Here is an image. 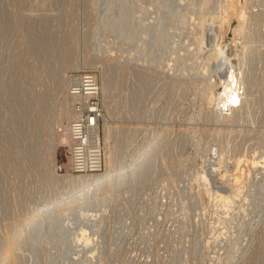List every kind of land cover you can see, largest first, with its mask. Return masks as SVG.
Returning <instances> with one entry per match:
<instances>
[{
  "label": "rangeland",
  "instance_id": "374dc122",
  "mask_svg": "<svg viewBox=\"0 0 264 264\" xmlns=\"http://www.w3.org/2000/svg\"><path fill=\"white\" fill-rule=\"evenodd\" d=\"M205 1L214 2L204 8L208 16L215 0ZM237 1L251 11L247 31L260 55L264 0ZM179 3L0 0V251H6L0 264H264V170L253 169V179H247L242 197L229 209L206 190L230 192L218 172L208 185L200 178L208 165L218 163L213 153L220 144L225 150L222 169L231 168V172L236 169V157L263 150L264 58L256 55L251 63L259 82L245 117L236 122L210 119L202 90L203 81L216 72V63L210 62L212 73H200L201 56L209 53L215 32L208 21L205 42L211 45L197 50L200 27L192 21L184 26L180 13L190 4ZM107 17L118 20L111 26ZM216 28L221 29L218 24ZM223 32L225 41L235 40L233 28L224 27ZM176 40L178 49L173 44ZM182 51L187 58L179 54ZM166 59L171 61L169 66ZM184 62L189 63L188 74L176 84L169 72ZM87 69L97 73L104 85L103 146L107 122L117 168L138 167L119 187L104 190L103 203L88 205L90 210H81L79 203L62 211L57 203L46 208L44 202L60 200L69 190L63 175L73 173L70 131L60 126L57 114L66 100L68 77ZM64 121L68 122L66 116ZM52 127L57 138L54 149ZM243 167L250 168L246 162ZM32 211L43 220H26ZM82 239L83 247L77 242Z\"/></svg>",
  "mask_w": 264,
  "mask_h": 264
},
{
  "label": "bare ground",
  "instance_id": "6f19581e",
  "mask_svg": "<svg viewBox=\"0 0 264 264\" xmlns=\"http://www.w3.org/2000/svg\"><path fill=\"white\" fill-rule=\"evenodd\" d=\"M179 1V0H178ZM263 1V0H262ZM155 2V1H154ZM195 2V3H194ZM211 3H214L212 1H210ZM210 2H207L205 0H189L187 2V0H180V5L181 6H185L186 3H189V7L188 10L181 12V17L180 20L183 22L184 26L185 24L188 25V23H190L192 21L193 24H197L198 27H200V36H199V41L198 43V49L200 52L204 51V49L207 48L206 43L205 42V29H206V24L209 21L210 26L213 29V32H215V40L214 44L209 47V53L207 52V55L205 53L202 54L201 58L203 61V65H202V69H201V74H205V76H207L210 72H211V65L210 62H215L216 63V72L212 73L211 75L209 74V77L203 81L206 82L205 86L202 90V95L203 98L205 100V103L207 104V109L205 107L207 116H209V118H213L216 120H221L222 119L224 121H239L240 119H242L243 117H245V113L247 112V109L250 110V107L252 105V101L254 99L255 96V86L258 85L259 82V77L258 74L253 71L254 67L252 68L251 63H253V61L255 60V57L257 55L256 53V47L254 46L255 43V38L252 36V34L250 33V30L247 31V28H249V21L251 19V16L248 13H251V11L247 10V6H245L246 4H238L237 0H215V4H214V8L212 11L208 12L209 14H207L208 16H206L204 8L210 4ZM129 3V2H128ZM157 3V2H156ZM245 3V2H244ZM124 4V2H123ZM153 5V4H152ZM151 5V6H152ZM147 6V5H145ZM261 7V6H260ZM142 8V7H141ZM149 8V7H147ZM153 8V7H152ZM255 8V7H254ZM117 9V7H116ZM151 9V8H150ZM149 9V10H150ZM155 9V8H154ZM212 9V8H210ZM253 9V8H252ZM148 10V9H146ZM183 10V8H182ZM185 10V9H184ZM122 11V10H121ZM153 11V10H152ZM150 12V11H149ZM160 12V11H159ZM118 14V13H117ZM157 15V14H156ZM255 15V14H254ZM130 16V15H129ZM177 17V16H176ZM108 18V17H107ZM115 17H109L108 19H110L109 24L111 26H113L116 22V20L118 19H114ZM134 18V17H133ZM156 18V17H155ZM149 19V18H148ZM165 19V18H164ZM177 19V18H176ZM111 20H113V22H111ZM163 20V19H162ZM166 20V19H165ZM174 20V19H172ZM153 21V20H152ZM175 21V20H174ZM173 23V21H171ZM251 22V21H250ZM164 25V22H162ZM166 23V22H165ZM169 23V22H168ZM175 23V22H174ZM107 24V23H106ZM167 24V23H166ZM220 25L221 29L218 30L216 26ZM191 24H189L190 26ZM157 26V24H156ZM155 26V27H156ZM196 26V25H195ZM210 26H208L210 28ZM136 27V26H135ZM193 27V26H192ZM191 27V28H192ZM197 27V26H196ZM197 27V28H198ZM224 27H231L234 30V37L235 40H226L225 41V33L223 32V28ZM104 28V27H103ZM164 29H166V26L163 27ZM190 28V27H189ZM195 27H193L194 29ZM195 28V29H197ZM216 28V29H215ZM185 29V28H184ZM192 29V30H193ZM168 30V29H167ZM225 30V29H224ZM228 30V29H227ZM261 30V29H260ZM164 31V30H163ZM186 31V30H185ZM209 31V30H208ZM211 31V30H210ZM110 32V31H109ZM108 32V35H109ZM112 32V31H111ZM167 32V31H166ZM165 32V33H166ZM207 32V31H206ZM198 33V34H199ZM111 34V33H110ZM168 34V33H166ZM189 34V33H188ZM164 36H166L165 34H163ZM191 35V34H190ZM192 35H194L192 33ZM196 35V34H195ZM194 35V36H195ZM113 36V35H112ZM197 36V35H196ZM192 37V36H189ZM140 38V36H139ZM162 38V37H161ZM169 38V37H168ZM193 38V37H192ZM195 38V37H194ZM110 39V38H108ZM167 39V37H166ZM173 39V38H172ZM186 39V37H185ZM197 39V38H196ZM195 39V40H196ZM209 39V38H208ZM234 39V38H232ZM165 40V39H164ZM187 40V39H186ZM193 40V41H195ZM207 40V39H206ZM212 40V41H213ZM156 41V40H155ZM197 41V40H196ZM162 43L164 42L163 39L161 41ZM167 42V41H166ZM165 42V43H166ZM170 42V41H169ZM178 42L179 40H176L175 42H173V44H175V48L178 46ZM187 42V41H186ZM191 42V41H190ZM225 42V43H224ZM114 43V42H113ZM183 43V42H182ZM208 43L211 45V42L208 41ZM207 43V45H208ZM164 44V43H163ZM169 44V43H167ZM195 44V43H194ZM159 45V44H158ZM181 45V44H180ZM262 45V44H261ZM108 47V46H107ZM133 47V46H132ZM171 50H173V45H171ZM110 48V47H109ZM116 48V47H115ZM191 48V46L189 47V49ZM196 48V47H195ZM194 48V50H195ZM117 49V48H116ZM119 49V46H118ZM178 49V47H177ZM181 48H179L180 50ZM188 49V47H187ZM184 50V49H183ZM174 51V50H173ZM192 51V50H191ZM179 52V51H178ZM194 52V51H192ZM198 52V51H197ZM199 52V53H200ZM164 54V53H163ZM173 54V53H172ZM182 57H186V53L180 52L179 53ZM189 54V52H188ZM192 54V53H191ZM195 54V53H194ZM194 54L192 55L193 57L191 58H195ZM263 54V55H262ZM259 56L258 58L262 59L264 58V51L263 53ZM168 55V54H167ZM178 55V54H177ZM196 55V54H195ZM198 55V53H197ZM200 55V54H199ZM191 56V55H190ZM188 55V59H190V57ZM166 57V56H165ZM178 58V57H177ZM187 58V57H186ZM197 58V57H196ZM257 58V57H256ZM157 59V58H156ZM163 60V59H162ZM167 60V59H166ZM187 60V59H186ZM196 60V59H195ZM200 61V59H198ZM198 60L196 62H198ZM263 60V59H262ZM164 61V60H163ZM162 61V62H163ZM192 61V59H191ZM157 62V61H156ZM169 62H171L170 60L166 61V66H169ZM178 62V61H177ZM181 62V61H180ZM183 62V61H182ZM190 62V61H187ZM159 63V62H158ZM193 63V61H192ZM199 63V62H198ZM201 63V61H200ZM258 63V62H257ZM174 64V63H173ZM173 64L171 66H173ZM182 64V63H181ZM189 64V63H188ZM187 64V65H188ZM194 64V63H193ZM263 64V63H262ZM89 65V64H88ZM186 63L184 62V64L179 67L178 69H173L170 70L169 73H173L172 75V80H174L177 84V82L181 83L182 81H184L182 79V77L184 76V74H188L185 71L187 69H189ZM197 65V64H195ZM257 65V64H255ZM78 66V65H76ZM75 66V67H76ZM158 66V65H157ZM163 66V65H162ZM164 66V67H166ZM201 66V65H200ZM209 66V67H208ZM197 68V67H194ZM193 69V68H192ZM257 69V68H256ZM255 69V70H256ZM163 70V69H162ZM174 70V71H173ZM177 70V71H175ZM169 71V70H168ZM179 71V72H178ZM193 71V70H192ZM196 71V69H195ZM210 71V72H209ZM213 71V70H212ZM162 73V72H161ZM165 73V72H164ZM163 73V74H164ZM193 73V72H191ZM190 73V74H191ZM198 73V72H197ZM166 74V73H165ZM189 74V75H190ZM148 75V74H147ZM192 75V74H191ZM190 75V76H191ZM194 75V74H193ZM196 75V74H195ZM194 75V78H195ZM199 75V77H201ZM104 76V75H103ZM153 76V75H152ZM168 76V75H166ZM171 76V74H170ZM189 76V77H190ZM204 76V77H205ZM213 76H215L213 78ZM63 78H61V82L60 79L58 80L61 84L63 82ZM72 78V75L68 77V85H67V90H69V86H70V80ZM184 78V77H183ZM186 78V77H185ZM184 78V79H185ZM189 79V78H188ZM205 79V78H204ZM145 80V79H144ZM166 80V79H165ZM194 80V79H193ZM196 80H199L196 79ZM168 81V80H167ZM146 82V81H145ZM202 82V83H203ZM60 83H58L60 85ZM102 84V83H101ZM143 84V83H142ZM145 85V84H144ZM159 86V85H158ZM104 87V85H103ZM169 87V85H168ZM171 87V86H170ZM218 87H221L222 89L218 90ZM158 90V89H157ZM168 90V89H167ZM173 90V89H172ZM180 91V90H179ZM110 92V91H109ZM173 92V91H172ZM160 94V93H159ZM69 91H65V96H66V100L61 108V110L58 112L57 114V118L59 119V123L60 126H62L63 128L66 127L69 129L71 128V122L73 120L74 117V112H73V108H72V104H70V99L71 96L69 95ZM11 96V95H10ZM68 97H70L68 99ZM173 97V96H172ZM256 98V97H255ZM170 99V98H169ZM179 99V98H178ZM235 100L236 102L233 104L232 101ZM176 101V100H175ZM181 102V101H180ZM239 102V103H238ZM204 103V102H203ZM249 104L248 108L246 107V104ZM173 104V103H172ZM177 105V104H176ZM175 105V106H176ZM260 105V104H259ZM165 106V105H164ZM167 106V105H166ZM262 106V105H261ZM173 107V106H172ZM176 108V107H175ZM173 109V108H172ZM255 109V107H254ZM104 110V109H103ZM170 110V109H169ZM257 110V109H256ZM255 110V112H256ZM107 111V110H106ZM245 111V112H244ZM17 112V111H16ZM259 112V111H258ZM253 113V112H252ZM103 115L106 117V112L105 110L103 111ZM184 115V114H183ZM258 115V114H257ZM67 117L68 122L65 123L64 121V117ZM251 116V115H250ZM249 116V118H250ZM253 117V116H252ZM255 117V116H254ZM222 118V119H221ZM248 118V119H249ZM257 118V117H256ZM253 119V118H252ZM255 120V119H254ZM211 121V120H210ZM245 122V121H244ZM254 122V121H253ZM252 124V123H251ZM233 125V124H232ZM25 126V125H24ZM111 126L106 122L105 125V157H106V169L104 171L101 172H93V173H84V174H78L75 173L73 170V173H65L63 176L65 178H67L69 180V190L67 192L64 193L65 196H63L60 200L59 199H55V200H47L46 202H44L43 206L48 208L50 205H53L54 203H57L58 206L60 207V211H62V208L67 207V206H73L76 203H79L80 205H78V207H81V210H90L87 206L88 205H96L98 204L100 201L102 202L101 198L103 199V191L107 190V189H111L110 187H119L121 184H123L127 178V175L131 172H134L136 170V168L138 167V164H132V167L130 168V170H124V167L120 166L119 169L117 168L115 162L116 159L114 161V153L112 150V145L110 142V139L112 138V131H111ZM224 127V126H223ZM57 128V127H56ZM58 130V129H57ZM234 130V129H233ZM159 131V130H158ZM181 131V130H180ZM217 131V130H216ZM223 133V132H222ZM252 133V132H251ZM242 136V135H241ZM254 136V135H253ZM18 137V136H17ZM180 137V136H179ZM233 138V137H232ZM248 138V137H247ZM246 140V139H245ZM70 142H71V133H70ZM50 143H51V148H55L56 147V143H57V138H56V134H55V129L54 127H52L51 133H50ZM220 143V142H219ZM164 144V143H163ZM212 144V143H211ZM217 144V143H216ZM155 143L152 145V148L154 147ZM215 145V144H214ZM218 145V144H217ZM212 146V145H211ZM215 147V146H214ZM35 148V147H34ZM263 148V147H262ZM202 149V148H201ZM205 149V148H204ZM212 149V148H211ZM173 150V149H172ZM214 150V149H213ZM179 151V150H178ZM224 146L222 144H220L219 146H217L215 148V157L218 159V163H216L215 165H213L212 168H209L207 166L208 169L203 170V172L201 173V179H203L206 184L208 185L210 183L211 177L212 179L215 178V172H218V175H220L219 177L225 181L226 183H228L230 185V192H228V190H223L221 188H218L216 190H213L210 187H207V191L211 192L212 194H214L216 196V198H218V200L224 202V205L229 209L231 208L234 203H236V200L241 196L242 197V193H243V187L246 185V181L248 178H250L253 169H255V171H258L259 173H262V170H264V148L263 150L261 149V151L256 152V149L252 150V153H250V156L247 155H242L236 157V169L232 170V172L230 171V169L226 168L225 170L222 169V163H223V157H224ZM248 152H251V150H249ZM181 154V153H180ZM186 154H188L186 152ZM186 154H184L185 156H187ZM211 154V152H210ZM175 156V155H173ZM214 156V155H212ZM179 157V155H178ZM184 157V156H183ZM16 159V158H15ZM180 159V158H179ZM182 159V158H181ZM212 159V158H211ZM215 159V158H214ZM185 160V159H184ZM183 160V161H184ZM207 160V159H206ZM54 161V160H53ZM150 161V160H149ZM187 161V159H186ZM189 161V160H188ZM191 161V160H190ZM211 161V160H210ZM246 162V164H248V167L250 168H244L243 167V163ZM189 163V162H188ZM194 163V162H193ZM206 163V162H205ZM213 163V162H212ZM203 164V163H202ZM210 164V163H208ZM229 164V163H228ZM184 165V164H183ZM186 165V164H185ZM190 165V163H189ZM207 165V164H206ZM226 165V164H224ZM223 165V166H224ZM231 165V164H230ZM59 166V165H58ZM182 166V163H181ZM180 166V167H181ZM192 166V165H191ZM193 167V166H192ZM231 167V166H230ZM206 168V167H205ZM235 168V167H234ZM74 169V167H73ZM58 170V169H57ZM124 170V171H123ZM60 171V170H59ZM143 172V171H142ZM230 172V173H229ZM229 173V174H228ZM58 174V172H57ZM60 174V173H59ZM181 175V173H180ZM217 175V176H218ZM253 175V174H252ZM259 175V174H258ZM252 177V176H251ZM218 178V179H220ZM217 179V178H216ZM217 179V180H218ZM253 179V177H252ZM256 179V178H255ZM185 182V181H184ZM218 183V182H217ZM216 183V184H217ZM189 184V183H188ZM215 184V182H214ZM221 184V183H220ZM224 184V183H223ZM258 184V183H257ZM228 185V186H229ZM256 184H254L255 186ZM182 186V185H181ZM253 186V185H252ZM24 187V186H23ZM185 189L186 187L183 186ZM188 187V186H187ZM221 187V186H220ZM19 188V187H18ZM226 188V186H225ZM248 188V187H247ZM261 188H263V185L261 186ZM167 189V188H166ZM184 189V190H185ZM183 190V188H182ZM183 190V191H184ZM189 190V189H188ZM111 191V190H110ZM43 192V191H42ZM182 192V191H181ZM187 192V191H186ZM256 192V191H253ZM47 193V192H46ZM106 193V192H105ZM185 193V192H184ZM189 194V192H187ZM252 193V192H251ZM185 195V194H184ZM187 195V194H186ZM188 196V195H187ZM194 196V195H193ZM251 196V195H250ZM249 196V197H250ZM185 197V196H184ZM183 197V198H184ZM248 197V196H247ZM248 197V199H249ZM39 198V197H38ZM106 198V197H105ZM192 198V197H190ZM195 198V197H194ZM211 198V197H210ZM68 199V203H64V200ZM243 199V198H242ZM247 199V198H246ZM43 200V199H42ZM106 200V199H105ZM250 200V199H249ZM249 200H244L245 202L249 201ZM104 201V200H103ZM107 201V200H106ZM197 201V200H196ZM103 203V202H102ZM101 203V204H102ZM176 203V202H175ZM186 203V202H185ZM62 204V205H61ZM68 204V205H67ZM183 204V203H182ZM193 204V203H192ZM233 204V205H232ZM66 205V206H64ZM76 205V206H77ZM104 205V204H103ZM195 205V204H194ZM211 205V204H210ZM244 205V204H243ZM48 206V207H47ZM56 206V205H55ZM101 206V205H100ZM199 206V204H198ZM197 206V207H198ZM38 207V206H37ZM40 207V206H39ZM52 207V206H51ZM74 207V206H73ZM95 207V206H94ZM219 207V205H218ZM243 207V206H241ZM239 207V208H241ZM41 208V207H40ZM40 208H35L34 211L40 212L43 210ZM53 208H55L53 206ZM63 208V209H64ZM71 208V207H70ZM76 208V207H75ZM182 208V207H181ZM192 208V207H191ZM195 208V207H194ZM57 209V208H56ZM66 209V208H65ZM64 209V210H65ZM72 209V208H71ZM92 209V208H91ZM95 209V208H94ZM185 209V208H184ZM189 209V207H188ZM193 209V208H192ZM226 209V208H225ZM242 209V208H241ZM55 210V209H54ZM59 210V209H58ZM75 210V209H74ZM93 210V209H92ZM96 210V209H95ZM99 210V209H98ZM103 210V209H100ZM99 210V211H100ZM195 210V209H194ZM244 210V209H243ZM34 211H32L31 213H29V215L26 217V220H28L29 218L31 222L37 217H40L39 219H41L40 213L36 214ZM78 211V210H77ZM181 211V209H180ZM228 211V210H227ZM193 212V211H192ZM229 212V211H228ZM245 212V211H244ZM247 212V211H246ZM47 213V212H46ZM51 213V212H49ZM54 213V212H53ZM36 214V215H35ZM72 214V213H71ZM227 214V213H226ZM42 215V213H41ZM45 215V214H44ZM223 215V214H222ZM229 215V214H228ZM61 216V215H60ZM226 217V216H225ZM183 218V217H182ZM228 218V216H227ZM35 219V221H36ZM49 219V218H48ZM43 220V219H41ZM40 220V222H41ZM25 221V220H24ZM29 221V220H28ZM34 221V222H35ZM38 221V219H37ZM27 222V221H26ZM49 222V221H48ZM33 223V222H32ZM36 223V222H35ZM40 224V223H39ZM49 224V223H48ZM30 225V224H29ZM37 225V224H36ZM65 227V225H64ZM30 228V227H29ZM35 228V227H34ZM92 229V228H91ZM29 230V229H28ZM32 230V229H31ZM21 231V230H20ZM30 232V231H29ZM38 232V231H37ZM17 233V232H16ZM36 233V232H35ZM34 233V234H35ZM95 233V232H94ZM23 234V233H22ZM87 234H91V232L88 231ZM42 235V234H41ZM94 235V234H93ZM224 235V234H223ZM23 236V235H22ZM37 236V235H36ZM20 237V236H19ZM23 238V237H22ZM85 238V237H84ZM16 239V238H15ZM88 240V242L85 243H89V239L86 238ZM95 241H98L96 238H94ZM78 243H80V246H84L83 243V239L77 241ZM97 243V242H96ZM12 244V243H11ZM38 245V244H37ZM79 245V244H78ZM95 247V246H94ZM18 248V247H17ZM32 248V247H31ZM20 249V248H19ZM28 249V248H27ZM94 249V248H92ZM19 251V250H18ZM96 251V250H95ZM29 252V251H28ZM6 253V251H4V249L2 251H0V257L3 258V255ZM95 253V252H94ZM96 254L92 253V258H95ZM86 257V256H85ZM77 258V257H76ZM78 259V258H77ZM85 259V258H84ZM87 259V258H86ZM79 260V259H78ZM88 260V259H87ZM91 260V258H90ZM1 261V260H0ZM87 262V261H85ZM89 262V261H88ZM39 264V263H38ZM90 264V263H89Z\"/></svg>",
  "mask_w": 264,
  "mask_h": 264
},
{
  "label": "built area",
  "instance_id": "2783aa9c",
  "mask_svg": "<svg viewBox=\"0 0 264 264\" xmlns=\"http://www.w3.org/2000/svg\"><path fill=\"white\" fill-rule=\"evenodd\" d=\"M68 91L74 112L70 128L73 170L78 174L101 172L106 167L100 128L104 103L97 73L87 69L72 75Z\"/></svg>",
  "mask_w": 264,
  "mask_h": 264
},
{
  "label": "clouds",
  "instance_id": "9594fccd",
  "mask_svg": "<svg viewBox=\"0 0 264 264\" xmlns=\"http://www.w3.org/2000/svg\"><path fill=\"white\" fill-rule=\"evenodd\" d=\"M233 101H235V100H233ZM232 101V103L234 104V102Z\"/></svg>",
  "mask_w": 264,
  "mask_h": 264
},
{
  "label": "snow or ice",
  "instance_id": "6c2138e0",
  "mask_svg": "<svg viewBox=\"0 0 264 264\" xmlns=\"http://www.w3.org/2000/svg\"><path fill=\"white\" fill-rule=\"evenodd\" d=\"M234 103L236 102V101H233Z\"/></svg>",
  "mask_w": 264,
  "mask_h": 264
}]
</instances>
